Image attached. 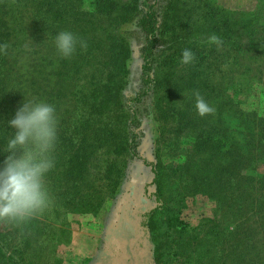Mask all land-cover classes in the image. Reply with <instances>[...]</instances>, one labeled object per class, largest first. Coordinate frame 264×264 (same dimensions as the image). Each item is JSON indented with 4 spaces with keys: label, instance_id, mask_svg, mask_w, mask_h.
<instances>
[{
    "label": "rangeland",
    "instance_id": "obj_1",
    "mask_svg": "<svg viewBox=\"0 0 264 264\" xmlns=\"http://www.w3.org/2000/svg\"><path fill=\"white\" fill-rule=\"evenodd\" d=\"M30 1L5 2L12 46L5 76L0 77V84L5 85L0 95L2 166L8 155L3 148L15 132L9 121L26 99L55 105L58 142L55 167L45 177L52 202L26 224L8 223L9 234L1 242L3 252L14 258L8 264H93L105 252L116 217L130 203L150 211L146 225L153 264H264L259 228L247 223L249 240L239 243L236 226L241 212L236 211L234 196L219 207L217 196L198 192L192 182V175L206 174L198 165L202 157L193 151L197 139H217L224 129L237 151L245 141L239 115H250L246 124L254 127L251 132L258 129L251 115L264 118V51L258 55L260 61L243 63L236 61L234 51L225 55L223 45L217 49L206 43L213 33L224 40L222 35L232 25L229 36L234 42L236 21L255 10L259 11L257 19H263L264 0H155L162 20L154 66L157 84L138 104L128 101L140 86L144 39L138 29L129 23L119 27L128 54L123 73L115 68V77L109 82L113 88L107 91L101 88L105 82L102 71L97 72L96 51H89L94 61L86 63L85 71L60 74L66 69L54 64L58 52L52 49L53 33L48 31L40 55L53 63L46 65L41 85L22 62L41 35L42 20L34 17ZM91 1L84 0V6ZM185 48L194 52V63H181ZM77 58L81 66V58ZM193 69L203 79L194 85L187 79ZM243 72L247 74L243 76ZM194 91L214 113L197 114L194 98H189ZM131 109L138 123L134 155L121 148L130 139ZM233 161L231 157L229 162ZM117 170L112 190L110 177ZM246 174L264 175V164ZM0 264H6L2 254Z\"/></svg>",
    "mask_w": 264,
    "mask_h": 264
},
{
    "label": "trees",
    "instance_id": "obj_2",
    "mask_svg": "<svg viewBox=\"0 0 264 264\" xmlns=\"http://www.w3.org/2000/svg\"><path fill=\"white\" fill-rule=\"evenodd\" d=\"M5 2L7 0H0V44L7 43L9 45L7 55L0 54V77L3 78L5 76L3 70L8 63L10 46H12V32L9 31L6 21ZM83 2L84 0H31L30 5L34 17L42 20L39 27L41 35L37 39L36 46H32L31 55L22 58V62L30 68L32 77L41 84L46 74V65L53 63L49 62L51 59H46L47 56L40 55L46 33L52 31L51 36L54 41V37L58 35L61 28H68V31L85 39L88 47L86 51L78 47L76 53L68 59L62 58L57 53L54 56L56 61L54 64L59 63L58 65L62 66L61 68L66 69L64 72L61 71L60 74L68 75L71 71H85L86 65L90 62L89 60L94 61L89 51L91 53L96 51L99 54L96 62L100 66L97 68V72L102 71L105 82L101 85V88L107 91L113 88L109 82L110 80L112 82L115 77V68L118 66L119 71L123 73L125 59L128 54L127 44L120 36L118 29L122 24H132L142 34L144 40L140 48L142 60L139 75L140 86L138 91L129 97L128 101L130 104L140 103L147 94L154 91L157 84L154 66L159 47V29L162 20L155 10V0H126L125 2L122 0H92L88 4V9V6L85 7ZM255 13H259V11L250 12L244 20L236 21L235 31L237 36L234 42L231 41L229 36L233 25L227 26L226 32L222 35L225 38L223 40L225 55H227V52L234 51L236 61L239 60L243 63L260 61L258 55L264 51L262 48L264 45V16L263 19L258 20ZM53 28H55V31ZM92 41H97V44H91ZM229 44L231 46L234 44V46L229 47ZM52 49L57 51L55 45L52 46ZM86 54L89 58L85 57ZM77 56L81 58V66L78 64ZM192 72L193 74H189L187 77L192 85L197 84L198 80L203 81L201 73L194 69ZM246 74L243 72V76ZM3 87L1 82L0 95L4 92ZM242 114L239 115L243 127L240 131L245 141L241 143V148L237 151H233L236 150L233 149L235 145H232L233 143L227 137L224 129H222V133L217 139H214V137L212 140L200 137L201 141L197 139L193 151L195 156L200 155L202 157L200 158L202 161L198 165L200 171L206 174L196 173L197 175H192V182L193 187L198 192L213 198L217 196L219 207L223 203L228 204V201L232 200V196H234V205L237 206L236 211L241 212V217L238 219L236 226V235L240 236L239 243L242 244L244 241L249 240L246 233L249 228L247 223L259 228L260 236L258 239L264 243V175L253 177L246 174V170L254 169L257 164H264V127L262 126L264 125V118L251 115L254 123L258 125L257 131L251 132L250 130L254 127L250 128L246 124L250 115H246L244 112ZM137 126L136 113L131 109V119L127 126L130 139L128 144L125 143L124 147H121L124 152L130 155L136 154L138 135L135 130ZM255 133H259V135L255 137ZM231 157L235 159L233 163L229 162ZM195 161L199 163L198 158ZM190 162L192 165V160ZM0 164L2 166L1 157ZM233 165H235L234 171ZM71 170L74 169L71 168ZM209 171H211V174H209ZM112 174L110 186L113 190L117 183L119 171L117 170ZM233 182H236L234 185L236 194L231 191ZM234 205H232L233 208ZM8 226V223H0V255L2 254V257L5 258L6 264L14 259L12 255L3 252L1 243L2 239L9 234ZM253 256L257 258L256 254H252L251 257Z\"/></svg>",
    "mask_w": 264,
    "mask_h": 264
},
{
    "label": "clouds",
    "instance_id": "obj_3",
    "mask_svg": "<svg viewBox=\"0 0 264 264\" xmlns=\"http://www.w3.org/2000/svg\"><path fill=\"white\" fill-rule=\"evenodd\" d=\"M54 42L58 54L65 59L71 58L78 47L83 51L88 47L85 39L68 30L59 31ZM206 43L219 49L224 41L213 33ZM8 47L7 43L0 44V54L7 55ZM195 60L191 49L182 50V64ZM189 98H194L199 116L214 113L215 109L198 91ZM58 124L55 105L27 99L9 121L15 132L3 148L8 155L0 166V223L26 224L49 208L52 201L45 177L55 167Z\"/></svg>",
    "mask_w": 264,
    "mask_h": 264
},
{
    "label": "flooded vegetation",
    "instance_id": "obj_4",
    "mask_svg": "<svg viewBox=\"0 0 264 264\" xmlns=\"http://www.w3.org/2000/svg\"><path fill=\"white\" fill-rule=\"evenodd\" d=\"M149 213L133 203L125 205L108 232L104 254L93 264H153L146 225Z\"/></svg>",
    "mask_w": 264,
    "mask_h": 264
}]
</instances>
